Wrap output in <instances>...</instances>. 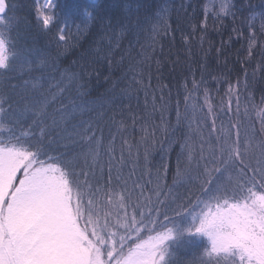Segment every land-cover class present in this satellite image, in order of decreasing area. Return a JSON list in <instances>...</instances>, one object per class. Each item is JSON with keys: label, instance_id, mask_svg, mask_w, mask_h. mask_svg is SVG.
Segmentation results:
<instances>
[{"label": "snow or ice", "instance_id": "snow-or-ice-1", "mask_svg": "<svg viewBox=\"0 0 264 264\" xmlns=\"http://www.w3.org/2000/svg\"><path fill=\"white\" fill-rule=\"evenodd\" d=\"M233 8L232 0H208L193 32L206 31L209 19L235 21ZM33 13L34 22L23 20L12 0H0V264H185L181 250L193 254L189 264H264V96H245L241 112L247 80L238 79L216 105L201 77L186 81L173 103L166 85L151 84L148 49L161 34L153 26L152 43L113 83L119 92L106 108L90 99L87 67L61 70L58 60L95 26L101 44L120 47L123 21L96 0H34ZM166 13L156 14L165 35ZM256 18L248 22L249 61L257 50L264 57V12L258 30ZM161 137L179 148L171 186L166 164L148 168ZM63 140L78 151L61 152Z\"/></svg>", "mask_w": 264, "mask_h": 264}, {"label": "trees", "instance_id": "trees-1", "mask_svg": "<svg viewBox=\"0 0 264 264\" xmlns=\"http://www.w3.org/2000/svg\"><path fill=\"white\" fill-rule=\"evenodd\" d=\"M85 2L90 3L92 0H59L61 5ZM96 2L105 6V11L109 13L108 18L123 21L124 31L120 39V47L117 48L113 45L109 50L107 38L101 44L102 33L100 27L95 26L85 34L74 49L66 55H62L58 63L61 70L71 67L77 72L80 71L81 65H85L89 73L86 79L88 80L90 99L104 103L106 108L112 96L119 92V88L116 89V93L113 92V83L118 81L128 70L130 63L142 59V56L138 55L142 53L141 46L152 43L150 36L153 34V26H157L161 34L156 36L153 48L148 49V54L151 57L149 61L151 84L153 88L166 85L164 91L165 93L171 91L173 103L177 93L180 94L182 100L183 85L186 81L190 87L193 78L199 82L201 77L210 89L213 103L216 105L225 95L228 84L234 85L238 79L241 82L247 80V90L244 87L240 88L241 112L244 110L245 96L251 94L256 103H259L261 97L264 96V68L258 67V65L264 64V57H261L257 50L254 58L249 61L246 40L248 22L254 15L257 17L254 21L256 29H259V14L264 12V0H232L235 21L232 17H228L223 20L222 25L220 22L213 25L212 20L209 19L206 31L197 27L195 32H193L192 25H199V21L203 19V5L208 0H96ZM12 3L16 5L18 17L34 22V0H12ZM161 7L167 8L166 18L170 27L166 35L163 34L162 25L156 16ZM137 22L140 24V29L136 28ZM233 28L240 29L243 35H238L233 31ZM116 32L119 34L121 28L118 27ZM186 36L189 37L187 42L184 39ZM201 37H203L202 40ZM29 42H31V36H29ZM35 47L45 48L43 37H35ZM98 48L103 49L99 56H97ZM104 56L113 60L111 67ZM117 62H119V67L116 66ZM253 73L255 74L253 75ZM35 74L39 75V73ZM123 86V84L120 85V87ZM143 101L144 97L141 93L139 100L141 109ZM136 103V100L133 99L132 104ZM127 104L128 101L125 99L120 107L125 108ZM232 107L235 110V103ZM224 118L227 119V117ZM172 119L174 122V113ZM75 123L77 121H71L66 125L67 134L72 133V124ZM108 134L109 128L104 126L105 137H108ZM58 148L61 152L68 154L78 151V146L70 140L61 141ZM178 151L179 148L175 145L170 150L163 137H161V142L154 144L150 150L148 168L155 172L157 168L166 164L165 182L169 186L173 184L176 175ZM117 156H119L118 151ZM102 160L106 165L108 157L104 156ZM125 164L124 171L127 174L132 170L133 163L126 160ZM135 175H140L139 168L136 169ZM147 178L145 176V179ZM176 191L183 193L185 188L179 187ZM177 255L185 261V264H189L193 258V254H186L183 250Z\"/></svg>", "mask_w": 264, "mask_h": 264}]
</instances>
